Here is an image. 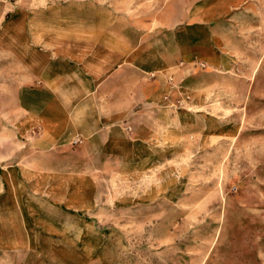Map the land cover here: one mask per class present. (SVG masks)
I'll return each mask as SVG.
<instances>
[{
    "label": "rangeland",
    "instance_id": "obj_1",
    "mask_svg": "<svg viewBox=\"0 0 264 264\" xmlns=\"http://www.w3.org/2000/svg\"><path fill=\"white\" fill-rule=\"evenodd\" d=\"M241 1L10 0L30 83L17 105L0 57V264H264V0Z\"/></svg>",
    "mask_w": 264,
    "mask_h": 264
},
{
    "label": "crops",
    "instance_id": "obj_2",
    "mask_svg": "<svg viewBox=\"0 0 264 264\" xmlns=\"http://www.w3.org/2000/svg\"><path fill=\"white\" fill-rule=\"evenodd\" d=\"M211 2H199V4H209ZM238 3V2H237ZM264 1L262 2V4ZM255 0H244L240 4L232 6L234 9H252L255 8ZM14 3L10 0H0V57L11 58L12 65L5 67L11 70L16 76L13 77V85L8 84L7 90L13 91V99L17 105L25 106L29 104L25 98L29 86V42L28 34L10 33L12 26H15L16 19L13 15ZM5 44V46H3ZM16 85V86H15Z\"/></svg>",
    "mask_w": 264,
    "mask_h": 264
}]
</instances>
